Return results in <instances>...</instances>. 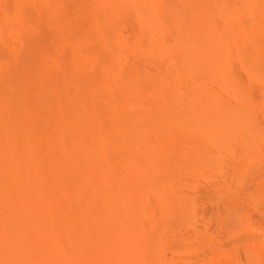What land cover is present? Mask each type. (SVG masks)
<instances>
[{
  "label": "bare ground",
  "instance_id": "1",
  "mask_svg": "<svg viewBox=\"0 0 264 264\" xmlns=\"http://www.w3.org/2000/svg\"><path fill=\"white\" fill-rule=\"evenodd\" d=\"M0 264H264V0H0Z\"/></svg>",
  "mask_w": 264,
  "mask_h": 264
}]
</instances>
